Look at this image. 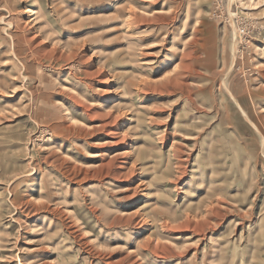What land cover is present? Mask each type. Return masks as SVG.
<instances>
[{
  "label": "rangeland",
  "instance_id": "374dc122",
  "mask_svg": "<svg viewBox=\"0 0 264 264\" xmlns=\"http://www.w3.org/2000/svg\"><path fill=\"white\" fill-rule=\"evenodd\" d=\"M0 264H264V0H0Z\"/></svg>",
  "mask_w": 264,
  "mask_h": 264
},
{
  "label": "bare ground",
  "instance_id": "6f19581e",
  "mask_svg": "<svg viewBox=\"0 0 264 264\" xmlns=\"http://www.w3.org/2000/svg\"><path fill=\"white\" fill-rule=\"evenodd\" d=\"M174 81H175V83H177L176 80H174ZM166 90H167V89H166ZM111 142H112V141H111Z\"/></svg>",
  "mask_w": 264,
  "mask_h": 264
}]
</instances>
